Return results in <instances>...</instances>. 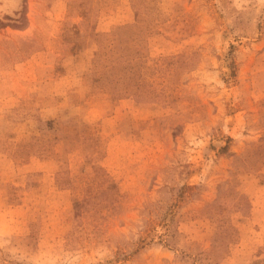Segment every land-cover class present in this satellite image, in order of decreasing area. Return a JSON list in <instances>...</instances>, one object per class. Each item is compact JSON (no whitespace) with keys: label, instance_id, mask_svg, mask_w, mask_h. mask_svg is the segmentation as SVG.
I'll list each match as a JSON object with an SVG mask.
<instances>
[{"label":"rangeland","instance_id":"rangeland-1","mask_svg":"<svg viewBox=\"0 0 264 264\" xmlns=\"http://www.w3.org/2000/svg\"><path fill=\"white\" fill-rule=\"evenodd\" d=\"M0 264H264V0H0Z\"/></svg>","mask_w":264,"mask_h":264}]
</instances>
